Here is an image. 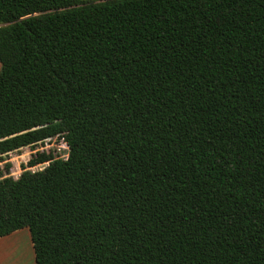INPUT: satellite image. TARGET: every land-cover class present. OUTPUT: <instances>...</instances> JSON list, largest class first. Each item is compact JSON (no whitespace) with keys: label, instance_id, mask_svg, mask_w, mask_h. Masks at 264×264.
Segmentation results:
<instances>
[{"label":"trees","instance_id":"16d2710c","mask_svg":"<svg viewBox=\"0 0 264 264\" xmlns=\"http://www.w3.org/2000/svg\"><path fill=\"white\" fill-rule=\"evenodd\" d=\"M0 238L35 264H264V0H0Z\"/></svg>","mask_w":264,"mask_h":264},{"label":"rangeland","instance_id":"374dc122","mask_svg":"<svg viewBox=\"0 0 264 264\" xmlns=\"http://www.w3.org/2000/svg\"><path fill=\"white\" fill-rule=\"evenodd\" d=\"M42 152L47 154L52 153L56 158L66 159L68 157V147L63 139L59 137L48 138L6 153H0V180L5 177L18 179L25 171L35 172L45 169L49 163L40 164L35 167H27L32 157ZM20 231L21 236L15 241V246L23 247L26 254L28 248H30L32 263L35 264V254L29 229L25 228ZM12 248H14L13 244L9 245L8 250Z\"/></svg>","mask_w":264,"mask_h":264},{"label":"crops","instance_id":"0c3cea01","mask_svg":"<svg viewBox=\"0 0 264 264\" xmlns=\"http://www.w3.org/2000/svg\"><path fill=\"white\" fill-rule=\"evenodd\" d=\"M20 232L19 230L9 236L0 238V253H2L0 254V264H33L30 248H28L26 254L23 247L15 246V241L21 236ZM11 244L14 248L8 250Z\"/></svg>","mask_w":264,"mask_h":264}]
</instances>
